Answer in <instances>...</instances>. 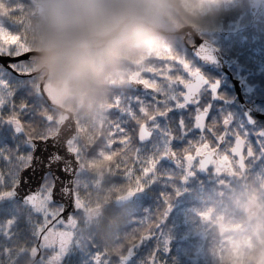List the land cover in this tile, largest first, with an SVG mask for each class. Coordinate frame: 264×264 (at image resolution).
Wrapping results in <instances>:
<instances>
[{"label": "trees", "instance_id": "trees-1", "mask_svg": "<svg viewBox=\"0 0 264 264\" xmlns=\"http://www.w3.org/2000/svg\"><path fill=\"white\" fill-rule=\"evenodd\" d=\"M36 1L26 0V4L20 13L22 17L21 31L24 38L22 48L30 50L34 49L32 44L33 18L35 15L33 5ZM170 7L174 13L169 15L170 27L157 38L156 42L149 43L141 52L126 61L122 74L109 81L103 96L87 104L73 105L66 103L65 100L62 102L65 107L75 110L78 126H81V124L85 125L91 116L94 118L99 115L104 127V130L99 127L98 131L94 132V135L91 136L94 139L93 141L88 140L85 143L84 139L83 145L81 144L79 147H76L73 141L69 142V146L76 148L75 155L81 166L75 179V196L83 202V206L86 208L100 207L95 217L93 216L94 223L89 224L86 219L79 216L80 219H77L71 233H69V236H73V256H85V259L82 260H79V258L73 259L70 264H90V257L87 260V255L91 253L100 254L102 264V261L106 259L112 261L121 258L120 255L129 250L133 251V259L128 264H259L261 258L264 260V239L259 240L258 238L248 237L247 235L250 231L240 227H236V229L231 231L228 229L224 232H220L219 229L213 227L205 236V241L202 242V249L197 252L193 246L194 244H192L193 241L185 240L184 237L181 238L188 235L191 230L189 228L196 225L200 226L199 213L209 207L207 204L211 200L204 197L206 192L203 188L198 191L192 185L182 186L178 176L172 175L173 173L171 174L172 179L166 178L164 182L159 180L146 186L144 194L137 197V204L125 210H113L110 201L102 205L101 198L96 197L94 192V183L99 178L97 174L106 172L105 169L110 167L113 168L112 162L116 161L115 177H108L111 183L108 185L109 190L107 192L109 195L107 198L124 193L128 188L138 187L137 173L140 172H136L133 177H125L124 173L128 165L132 164V157L123 150L122 145L116 143L121 133L114 128L113 122L117 113L111 111V108L117 97L126 94L133 87L131 79L134 74L140 75L150 67L164 64L166 58L171 54L175 53L183 57L193 66L194 60L183 44L182 36L174 33L180 26L192 24L198 29L225 31V36L214 35L210 39L229 55H235L241 45H249L245 49L251 46L252 43L247 39L248 37L251 38L250 33L258 35L253 39L258 42V49H263L261 45L264 43V38L262 37L264 36V21L260 19L263 17L262 12L257 19L251 21L248 15L247 0H170ZM237 17L239 21L236 20ZM241 21L249 23L245 24L244 27L234 34L235 31L232 28L238 26L236 24ZM242 55L243 53L241 52ZM36 65V57H34L29 61L28 65L31 72L37 69ZM252 67L254 70L247 68L245 72L247 74L253 71L257 72L259 63L256 62ZM262 75L261 73L259 75L256 74L253 77V81L259 79L264 82ZM37 77L38 75L32 77V83L38 90ZM40 99L47 105L41 96ZM77 107L83 111H76ZM99 109H101V115L98 112ZM47 111L56 115L57 118L59 117L56 111L49 109L48 105ZM51 124L53 126L50 130L46 132L44 127L37 130L38 134L47 136L53 133L57 126L56 120H53ZM116 146L119 147L115 148ZM20 152H30L29 144L22 137H17L14 134L9 135L7 127L0 128V168H11L13 173V176L8 177L6 183L0 184V191L7 190L14 178L16 179L21 167H19L20 162L15 157ZM105 154L107 155L106 157H104ZM5 155L9 156L10 159L4 160L3 157ZM125 156H127V159H125ZM99 157L104 160L101 162L94 160V162H90L89 160H98ZM102 166L103 170H100ZM136 168V171L139 170V167ZM166 175L168 176V174ZM49 180L52 182L51 177L48 175L45 177L44 183L47 184ZM114 181L116 182L114 183ZM238 187L222 191L223 195L219 194L212 198L214 200V209H211V218L215 221V226L217 222L222 224L225 220L234 221L244 218V215H242L244 214L243 206L241 207L244 198L242 196L239 199L242 193L240 190L242 186L239 185ZM176 189L187 190V195L182 199V204L176 205L174 210L180 209L181 213H170L168 211L169 223L166 227L169 230H164L166 233H159L158 230L153 228L161 218L162 209L160 210L159 207L164 201L160 194L162 191L167 194L169 197L168 203L171 204L175 197ZM86 191L89 192L83 197L81 194ZM14 202L17 204L15 206H21V211H18V207L17 213L13 212L15 215L14 223L17 227L10 234V238L3 236L0 231V262L6 256V253L9 258L14 246H19L21 247L19 249L21 254L19 260L23 258L24 264H26L29 262L27 251L35 243L34 235H31L29 227H32V223L37 224L39 218H30L29 216H32L30 214L31 210L25 204L16 200ZM10 214L11 212L7 213L0 207V226L10 217ZM77 214L78 212H75L74 215ZM177 216L181 217V219L177 220ZM22 221L24 222L21 224L20 222ZM172 223L174 225H170ZM178 223L180 224L179 227ZM217 231L222 233V235L230 234V244L222 240L223 244H218L215 249L211 250L210 248L214 245L213 242L217 243L219 241ZM165 235H168L171 239L167 247L162 241V237ZM30 236L34 239L33 241ZM5 247L7 249L3 251L2 249ZM150 257L151 259H149ZM194 257H197V259H192ZM107 262V264L110 263L109 261Z\"/></svg>", "mask_w": 264, "mask_h": 264}, {"label": "snow or ice", "instance_id": "snow-or-ice-1", "mask_svg": "<svg viewBox=\"0 0 264 264\" xmlns=\"http://www.w3.org/2000/svg\"><path fill=\"white\" fill-rule=\"evenodd\" d=\"M25 4L26 0H0V128L7 127L9 135L22 137L31 145L51 141L54 151L47 159L59 160L67 148L55 143L51 135L37 132L50 124L51 119L47 115V105L32 83V72L28 67L31 50L22 48L20 13ZM197 55L209 61L215 59L203 46ZM132 84L126 94L117 97L111 111L117 113L113 123L121 133L116 143L132 157L133 167L140 169L138 191L142 192L155 182L160 175L157 168L162 160L183 169L178 176L181 183L210 170L213 174H220L222 165L231 166L233 163H238L241 168L255 164L264 169V143L258 141L260 147L254 149L248 133L232 126L231 114H223L219 120L210 118L211 105L202 102L200 91L206 85L211 96L216 97L218 85L210 83L183 57L171 54L164 64L150 67L134 77ZM259 136L264 137V131ZM3 159L10 158L5 155ZM15 159L20 162L19 167L25 168L33 156L30 152H20ZM48 171L52 169L43 170V175ZM63 171L62 166H57L55 174ZM10 176H13L11 168H0V184L6 183ZM167 178L173 177L168 174ZM37 186L43 190L30 192L24 202L32 214L39 217L36 238L47 241L57 229L65 227L77 208L71 194L66 199L61 191L63 186L58 187L57 182L45 184L40 176ZM16 187L14 178L7 190L0 191V200L14 197ZM37 195L41 203L34 207L30 201ZM160 195L166 206L163 213L166 217L171 204L167 194ZM176 195H180L179 189H176ZM8 223H14V218L9 217ZM44 246L50 245L45 243ZM60 252L62 254L55 257L57 264H63L71 249L61 248ZM96 255L90 254V264H97Z\"/></svg>", "mask_w": 264, "mask_h": 264}, {"label": "clouds", "instance_id": "clouds-1", "mask_svg": "<svg viewBox=\"0 0 264 264\" xmlns=\"http://www.w3.org/2000/svg\"><path fill=\"white\" fill-rule=\"evenodd\" d=\"M170 14V0H37L32 44L43 82L73 105L103 96L170 27Z\"/></svg>", "mask_w": 264, "mask_h": 264}, {"label": "flooded vegetation", "instance_id": "flooded-vegetation-1", "mask_svg": "<svg viewBox=\"0 0 264 264\" xmlns=\"http://www.w3.org/2000/svg\"><path fill=\"white\" fill-rule=\"evenodd\" d=\"M221 50V49H220ZM221 53L225 56L227 53L221 50ZM229 57V55H228ZM34 57H32L33 59ZM192 67H195L199 69V71L202 73L203 76L206 77V79L211 83L215 82L217 83V96L212 97L210 89L205 85L201 91L200 96L202 99V102L210 103L211 110H210V118H215L217 120L220 119V117L223 114H231L232 117V126L240 131H244L248 133V138L250 142L253 145L254 149H258L260 147V143H264V137L259 136V133L261 131H264V82L263 80L257 79V81H253V77L259 75L258 72L253 71L249 74L245 72L243 68H235L234 64L231 65L228 72L222 70L220 65L218 64H212L210 66L208 65H199L197 63H194ZM264 78V75H262ZM237 80L241 83V88L239 90V93H237L236 88L234 87V83L232 80ZM218 80V82H216ZM239 97H238V96ZM243 101V103L246 105V108L243 109L240 105V102ZM191 110V106L189 107V111ZM187 115V113H185ZM258 141L260 143H258ZM117 162V161H116ZM122 162V161H121ZM131 167V168H129ZM229 167L231 170H229ZM107 169L108 173H103L102 177H99L98 180V187L100 188L99 191V197L101 198L102 205L107 204L103 201L104 197L108 194V187L109 185L107 182L108 177L113 178L115 177L114 169ZM136 167H133V164L128 165V168L125 171V177H133L134 174L137 172ZM106 171V169H105ZM158 173L160 175L157 176L156 181H165L167 178V172L172 175L179 176L181 173H183V169L175 168L170 162L162 160L157 168ZM140 172V169L138 170ZM138 175L140 173H137ZM106 178V179H105ZM264 181V169H261L259 166L248 165L244 168H241L238 163H233L231 166L222 165V172L220 174H213V171L210 170L207 174L198 173L195 177L189 178V180L186 183H181L182 186H193L194 189L200 191L202 188L205 190L206 194L204 195L205 198H208L209 203L204 210L200 211V226L196 225V227H199L200 229L204 228L207 230L205 234H201L200 236L194 233L191 234L192 237H197L202 239H205V236L208 234V232L215 227V221L211 218V209L213 210L214 207V198L217 195H223L222 191H228L231 190L232 187L239 188L238 186L241 185V192L245 193L249 190L251 184L258 185L259 182ZM151 185V184H150ZM227 185V186H226ZM106 188V189H105ZM138 187H134L133 189L128 188L126 192L118 194L114 196L111 200L110 205L112 206V209H116L117 211L129 209L135 204H137V197L139 195H143L144 190L141 194H138L137 191ZM164 188V186H163ZM260 191H262L261 188H258ZM135 190V192H134ZM134 192V194H133ZM163 193V191H162ZM126 194L132 195V198L129 202L123 205H115L114 202L118 198L123 197ZM187 195V190L182 189L180 190V195H176L171 203V209L169 210L170 213H181L180 209L175 210L176 205L182 204V199ZM264 198V196H262ZM173 205V206H172ZM178 207V206H177ZM161 211V218L160 221L156 224V226L153 228L154 230H169L167 229L166 225L169 223V212L166 217H163V213L166 210L165 203L162 202L161 206L159 207ZM264 210V206L262 205V201H260L258 198L255 200V203L252 205V208L250 209L251 212L254 213V215H257L258 212L261 213ZM201 214L203 216H201ZM205 214V215H204ZM208 214V215H207ZM180 215V214H179ZM163 217V218H162ZM206 217V218H204ZM177 220H180L181 217H176ZM175 221V219H174ZM24 221L20 222L21 224ZM157 222V221H156ZM177 222V221H176ZM175 223V222H174ZM174 223L170 225H174ZM214 223V224H213ZM68 224V223H67ZM65 225L63 229H65L68 225ZM207 225V226H206ZM32 226H35V223H32ZM74 225H69V228H66L67 230L63 231L62 233H58V243L56 245H50L49 247H46L44 245H40L39 239L36 238V235L38 233L36 232V228L30 227V233L31 235H34L35 243L32 247H29V251H27L29 256V262L26 264H45V259L50 260L53 254L61 255L60 252L61 248H70L71 253L68 255L64 260L63 264H70L73 259L79 258V260L85 259L84 255L79 256H73L72 254V248H73V236H69V233H71V230ZM165 226V227H164ZM180 224L178 223V227ZM210 227V228H209ZM63 229H57L56 231H61ZM189 229L194 230V227H191ZM166 233V232H165ZM189 234L187 237H184L185 240L189 241H195ZM63 237H70L72 239L71 243H64L60 240L63 239ZM163 243H165V246L167 243L171 241V239L168 237V235H165L162 237ZM192 244H195V242H192ZM64 245V246H62ZM167 247V246H166ZM57 248V249H55ZM57 252V253H56ZM20 257V256H19ZM19 257L15 258H7L4 257L0 263L4 264H24V259L22 258L19 260ZM122 258V257H121ZM121 258L114 259L112 261H118V264H120L119 260ZM133 259V257H132ZM130 259V260H132ZM129 260V262H130ZM106 261V260H104ZM97 264H101V257L99 256L96 258ZM127 262L126 264H128ZM108 262L104 263L102 261V264H107ZM53 264H57L56 261H53Z\"/></svg>", "mask_w": 264, "mask_h": 264}, {"label": "rangeland", "instance_id": "rangeland-1", "mask_svg": "<svg viewBox=\"0 0 264 264\" xmlns=\"http://www.w3.org/2000/svg\"><path fill=\"white\" fill-rule=\"evenodd\" d=\"M36 5H37V1L36 2H34V5H33V8H34V13H36ZM262 18H260L261 20H263L264 21V9H263V11H262ZM236 20L237 21H239L238 20V17L236 18ZM260 20V21H261ZM242 22V21H241ZM239 22L238 24H236V25H238L239 27H233L232 28V30L234 29V31H239L242 27H244L245 26V24H248L249 22ZM250 36H251V38L250 37H248L247 39L250 41V43H252L251 44V46L248 48V49H245V48H247L249 45H241L239 48H238V52H236L235 53V55L234 54H230L229 55V59L232 61V63L234 64V66H235V68H243L244 70L245 69H253V65L257 62V63H259V67H258V70H257V72H259V73H261V74H263L264 75V43L261 45V47H263V51L262 50H259L258 49V46L257 45H259L258 44V42H255V39H253L254 37H256V36H258V35H255V34H252V33H250ZM263 38H264V36H262ZM262 51V52H261ZM241 52L243 53V55L241 56ZM261 52V53H260ZM33 57H36L35 55H33ZM36 68H37V65H36ZM254 70V69H253ZM41 75L39 74L38 75V79H36V83H38V82H40V80H41V77H40ZM139 75L138 74H134L133 76H132V79H131V81L133 80V78L134 77H138ZM216 82H218V80H216ZM38 85V84H37ZM44 88H45V90H46V92H47V94L49 95V97L52 99V100H54L55 102H57V103H62L63 101H64V99L60 96V95H58L57 93H55L47 84H44ZM78 109L76 110V111H83L81 108H79V107H77ZM98 112H99V114L101 115V109H99L98 110ZM47 115H49L50 116V119H51V122H50V124H48L47 126H45V131L47 132V130H50L51 128H52V121L53 120H56V124H57V120L59 119V117L57 118V116L56 115H54L53 113H51L50 111H47ZM74 115H75V110H74ZM96 116V115H95ZM102 120L101 119H99V115H97V117H94V118H92V116L90 117V120H87V122H86V124L83 126L82 124H81V126H78V124L76 125V135H75V137L72 139V140H70V141H73L74 142V144L76 145V147H79L81 144H82V142L84 141V139H85V143H87V141L88 140H90V141H93L94 139H92L91 138V136H93L94 135V132L95 131H98L97 129L99 128V127H101V130H104V127H103V125H102ZM108 131V130H107ZM72 144V143H71ZM83 145V144H82ZM117 147H119V146H116L115 148H117ZM70 149L73 151V152H75V149L76 148H74V147H72L71 145H70ZM120 150V149H119ZM101 155H103V154H101ZM100 155V156H101ZM107 155L105 154L104 155V157H106ZM90 160V162H94V161H96V162H101V161H103L104 159L103 158H101V157H99V159L98 160H96V159H89ZM94 160V161H93ZM107 163H109V162H107ZM116 163L117 162H112V167L113 168H111V169H114L115 170V166H116ZM107 166H109V165H107ZM80 168H81V166L79 167V170H80ZM109 169V168H108ZM110 169V170H111ZM100 170H103V166H102V169H100ZM100 170H99V172H100ZM109 171V170H108ZM108 171H107V169H106V173H108ZM137 172H138V170H137ZM103 173H105V172H100V173H98L97 174V176H99V177H102L103 176ZM167 174H170V173H168L167 172ZM116 181H114V183H115ZM51 183H53V182H51L50 180L48 181V183L47 184H51ZM92 183V182H91ZM108 183L110 184L111 182H110V180L108 179ZM95 185H96V182L94 183ZM94 185V186H95ZM227 186V185H226ZM108 186H106V188H107ZM105 188V189H106ZM258 188H261L262 189V191H260ZM94 189H95V193H96V197H99V195H98V193H99V191H100V188H97L96 186L94 187ZM43 189L41 188V191H42ZM88 192L89 191H86V192H84L83 194H81V195H83V197L84 196H86L87 194H88ZM138 194H141L142 192H140V191H136ZM135 192V193H136ZM108 195L109 194H107L105 197H104V199H103V201L104 202H108V201H110V203H111V200H112V198H107L108 197ZM242 196H243V198H244V200H243V203H242V205H241V207H242V209H243V213L244 214H242V215H244V218H242V219H239V220H234V221H230V220H225L222 224H219L217 221V224H216V226H215V228H217V229H219L220 230V232L221 231H226V230H228L229 229V231H231V230H234V229H236V227H240V228H242V229H244V230H248V231H250V233L247 235L248 237H253V238H258L259 240H263L264 239V223H263V221H264V210H263V212H261V213H258L257 215H254V213H249L248 214V211H249V209H251L252 208V205L255 203V200L258 198L260 201H262V205L264 206V198H262V196H264V181L263 182H259L258 183V185H255V184H251L250 185V188H249V190L247 191V192H245V193H241L240 194V197H239V199L240 198H242ZM13 198V197H12ZM12 198H4V199H2V200H0V207H2V209H4L5 210V212H7V213H10L11 212V214H10V217H12V218H14L15 217V215H14V213L13 212H15V213H17V209H18V207H19V210L18 211H21V206H15V205H17L15 202H14V200L12 199ZM41 203V201H40V198H38V201H37V204H36V206H38L39 204ZM75 203H76V208H77V211L76 212H78V214L77 215H73L70 219H69V221H68V226L66 227V228H69V225H74L76 222H77V219L79 220L80 218H79V216L80 217H82V218H84V219H86L87 221H88V223L90 224V223H94L95 222V220H94V217H95V215L97 214V211H98V209L100 208V207H98V206H96V207H93V208H86L85 206H83V202L82 201H80L79 199H77V197L75 196ZM22 205V204H21ZM97 209V210H96ZM30 214L32 215V216H29L30 218H39V217H35V216H33V214H32V212L30 211ZM205 215V214H204ZM94 216V217H93ZM201 216H203L202 214H201ZM204 218H206V217H204ZM39 220V219H38ZM214 224V223H213ZM15 227H17V225L15 224V223H11V224H9L8 223V219L6 220V221H4V223H2V225L0 226V231H1V233H2V235L4 236H6V237H8V238H10L9 236H10V234L13 232V230L15 229ZM34 229L36 228V223H35V226H32ZM30 228V227H29ZM63 229V230H61L60 232L59 231H56L55 233H52L51 234V236L49 237V239L47 240V241H40V245L42 246V245H45V243H47L48 245H56L57 243H58V237H57V235H58V233H62L63 231H65V230H67V229ZM49 232L51 233V229L49 230ZM165 233L164 232V230L163 231H161V230H159V233ZM205 232H207L206 231V229H204V228H202V229H200L199 227H196V226H194V230H190L189 232H188V234L191 236V234L192 233H194V234H196L197 235V237H198V235L200 236L201 234H205ZM215 232V231H214ZM213 232V233H214ZM219 231H217V234H218V237H219V241L217 242V243H215V242H213V247L212 248H210L211 250L212 249H215V246L216 245H218V244H223L222 243V240H225L226 241V243H228V244H230V241H229V238L231 237V235L229 234V235H222V233H220ZM30 234V233H29ZM188 236V235H187ZM187 236H184V237H187ZM192 237V236H191ZM196 236L195 237H192L195 241H193V242H195V244L193 245L195 248H196V252L197 251H199V250H201L202 249V242L203 241H205V239H200V238H197ZM182 238V237H181ZM30 239L33 241L34 239L30 236ZM61 242H62V244H64L65 242L66 243H71L72 242V239L70 238V237H68V238H66V237H63V239L62 240H60ZM212 243V242H211ZM3 244V243H2ZM169 244L167 243V245L166 246H168ZM62 246H64V245H62ZM21 247H19V246H14V248H13V250H12V252H11V255L9 256V258L10 257H19L21 254H20V251H19V249H20ZM7 249V247H5V248H3L2 250L3 251H5ZM55 249H57V248H55ZM23 252V251H22ZM21 252V253H22ZM132 253L133 251H126V252H124V253H122V255H120L122 258H125L129 253ZM57 253V252H56ZM95 254H97V253H95ZM6 256L5 257H7L8 258V254L6 253L5 254ZM54 256H52V258L50 259V260H48V259H45V264H53V261H56L55 260V257L58 255V254H53ZM100 256V254H97L96 256H95V259L96 258H98ZM90 257V254H88L87 255V260H88V258ZM192 259H197V257L195 258H192ZM107 261H109L110 263L109 264H118V261L116 260L115 262L114 261H111V260H109V259H106ZM104 263H106V261H103ZM0 264H4V263H0ZM259 264H264V260L261 258V261L259 262Z\"/></svg>", "mask_w": 264, "mask_h": 264}, {"label": "water", "instance_id": "water-1", "mask_svg": "<svg viewBox=\"0 0 264 264\" xmlns=\"http://www.w3.org/2000/svg\"><path fill=\"white\" fill-rule=\"evenodd\" d=\"M262 6L263 4H254L250 0L251 16L255 17L262 9ZM176 33L183 35L185 39H193L194 44L189 49L193 52V56L196 58L198 63L206 64L208 66L212 64H218L222 70L226 72L229 71L232 64L231 61L226 59L225 56H222L219 50L216 49V47L213 46L208 39L204 38V36L213 35L215 33L218 34V32L210 30H197L193 25H184L180 27ZM201 46L209 49L215 59L209 61L197 55ZM34 51L35 50L31 51V56L34 55ZM36 73H39V71L32 73V75ZM232 81L237 93H239L241 83L237 80ZM39 89L42 98L47 102L49 107L58 111L61 116L55 132L50 135L54 138L55 143L60 144L62 147H66L68 151L61 154V159L49 161L47 157L54 151L51 141L39 142L36 145H31V154L33 156V160L28 167L23 168L19 172L14 198L24 202V198L30 192H39L40 188L37 186V180L40 176H43L44 179L45 175H43V170L48 168L52 169V171H48L47 174L49 173L51 175L53 182H57L58 187L63 186L61 191L64 193L65 198L68 199L69 194H71V198H74V180L79 169V162L76 159L75 153L72 152L68 147V141L73 139L76 135V122L74 114L72 110L63 107L47 95L43 82L40 83ZM240 105L243 109H247L243 101L240 102ZM57 166L63 167L64 171L62 174H55V169ZM38 196L39 195L30 201L34 207L36 205ZM131 198L132 195L126 194L123 197L115 200L114 204L117 206L126 204L131 200ZM131 257L132 256L129 255L128 257L121 259L120 264H126L131 259Z\"/></svg>", "mask_w": 264, "mask_h": 264}]
</instances>
